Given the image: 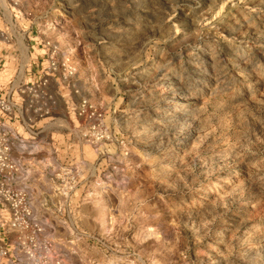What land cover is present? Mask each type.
<instances>
[{"label": "rangeland", "instance_id": "374dc122", "mask_svg": "<svg viewBox=\"0 0 264 264\" xmlns=\"http://www.w3.org/2000/svg\"><path fill=\"white\" fill-rule=\"evenodd\" d=\"M15 76L0 264H264V0H0Z\"/></svg>", "mask_w": 264, "mask_h": 264}, {"label": "built area", "instance_id": "2783aa9c", "mask_svg": "<svg viewBox=\"0 0 264 264\" xmlns=\"http://www.w3.org/2000/svg\"><path fill=\"white\" fill-rule=\"evenodd\" d=\"M18 43L14 45L19 48ZM17 51V56L23 53ZM24 94V86L16 76L13 81L0 83V260L10 256V238L26 229L31 214L27 194L13 186L17 170L11 160L13 146L7 125L25 121L21 106Z\"/></svg>", "mask_w": 264, "mask_h": 264}, {"label": "bare ground", "instance_id": "6f19581e", "mask_svg": "<svg viewBox=\"0 0 264 264\" xmlns=\"http://www.w3.org/2000/svg\"><path fill=\"white\" fill-rule=\"evenodd\" d=\"M21 144H22V143H21ZM22 145H23V144H22ZM23 146H24V145H23ZM17 180H19L18 177L16 178V182H17ZM20 180H22V179H20ZM20 182H21V181H20ZM22 183H23V182H22ZM24 185H25V184H24ZM25 186H26V185H25ZM25 186H24V187H25ZM18 187H19V186H18ZM26 187H27V186H26ZM22 189H23V188H22ZM24 189H25V188H24ZM25 190H26V189H25ZM33 208H34V207H33Z\"/></svg>", "mask_w": 264, "mask_h": 264}]
</instances>
